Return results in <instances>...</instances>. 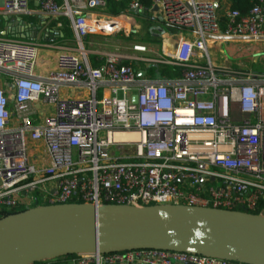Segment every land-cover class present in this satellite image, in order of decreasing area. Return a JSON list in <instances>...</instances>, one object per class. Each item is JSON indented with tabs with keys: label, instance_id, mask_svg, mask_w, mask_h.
Listing matches in <instances>:
<instances>
[{
	"label": "built area",
	"instance_id": "1",
	"mask_svg": "<svg viewBox=\"0 0 264 264\" xmlns=\"http://www.w3.org/2000/svg\"><path fill=\"white\" fill-rule=\"evenodd\" d=\"M30 1L0 0V14L41 13L58 27L67 17L77 46L61 48L55 70L42 76L40 42L0 36V217L36 202L257 208L264 197V73L245 62L239 69L214 64L208 41L264 40V0L246 16L228 9L223 27L221 0H153L149 19L138 16L147 10L140 0H129L115 23L107 0H40L36 11ZM145 27L161 32V54L142 40ZM118 32L141 39L91 66L84 38ZM134 63L158 73L178 67L181 75L141 77ZM65 85L88 95L62 96ZM137 263L242 264L159 249L68 262Z\"/></svg>",
	"mask_w": 264,
	"mask_h": 264
},
{
	"label": "water",
	"instance_id": "2",
	"mask_svg": "<svg viewBox=\"0 0 264 264\" xmlns=\"http://www.w3.org/2000/svg\"><path fill=\"white\" fill-rule=\"evenodd\" d=\"M29 29L37 31L19 16L14 26L2 33L22 32L21 38H27L31 36ZM143 75L138 72V76ZM132 101L137 102V94ZM135 249L264 264V215L188 205L140 208L113 203L36 202L33 207L0 217V264H36L66 255Z\"/></svg>",
	"mask_w": 264,
	"mask_h": 264
},
{
	"label": "crops",
	"instance_id": "3",
	"mask_svg": "<svg viewBox=\"0 0 264 264\" xmlns=\"http://www.w3.org/2000/svg\"><path fill=\"white\" fill-rule=\"evenodd\" d=\"M215 1V0H213ZM221 8H223V12L225 13L228 9H229V3L227 2V0H221ZM30 6L33 9V11L38 10L39 6H40V0H31L30 1ZM39 21L36 25H32V26H36V30L38 31H33L31 29H29L30 31V35L27 38H33L34 41L37 40V42H40L41 47H40V52H39V59H38V64H37V69H36V73L42 75V76H47L51 71L55 70L56 68V57L58 52L60 51L61 48H65L67 47H72L69 46L70 43H67V41H72L71 44H75L76 42V33L74 28L73 29V38H67V39H62L60 41L57 42H53V43H45V42H41V38L42 35H47V30H48V26L50 23V19L41 13H37L36 14ZM8 16V17H6ZM17 15H7V14H0V29H2L0 31L1 34L2 31H6V30H10L14 24L17 22L18 20ZM23 18V17H22ZM24 20V19H23ZM25 21V20H24ZM25 23H28L25 21ZM146 31L149 30L151 28H144ZM154 33L153 37L158 38L160 41H148L149 42V46L152 50V52H155L156 50L159 51V54L162 53L163 50V42H164V38L161 35V32L158 31L157 29H151ZM21 36L22 32L17 33ZM63 35V34H61ZM89 36H86L83 40V45L86 48V50L89 53V63L91 66L97 67L98 65H93L94 62L91 61L90 56L91 55H99L101 57L105 56V53L107 52H102L100 47L97 46L94 42L89 41ZM94 36V35H92ZM26 38V39H27ZM25 39V38H24ZM145 39V38H144ZM146 41V42H147ZM174 42V41H173ZM254 43V45H246L248 43ZM158 45V48H153L154 45ZM173 44V43H172ZM257 48H259V50L261 49V51L264 50V40H248V39H243V38H230V39H222V38H216V40H209L208 41V50L211 56V61L214 64H226L229 65L232 68L235 69H239L242 65V62H245L247 64L250 65V63L255 62L256 56H255V52H257ZM263 48V50H262ZM148 53L146 54L148 55H152L153 53ZM262 55H264V51L262 52ZM264 57V56H262ZM102 59V58H100ZM96 60V63L102 62L101 60ZM104 62V59H103ZM102 62V63H103ZM100 64V63H99ZM147 67L148 65L143 64L142 67H138L137 70L139 69V71L144 70V77H149V78H156L155 76L161 73L156 72V68L155 67H148L152 68L154 70V73L151 75V73H147ZM159 70V69H158ZM251 71H253L252 69H249ZM142 72V71H141ZM256 72V71H254ZM141 76V77H143ZM159 78V77H158ZM162 78H166V77H162ZM60 94L62 96H72V97H77V96H85L88 95V91L82 87H77V86H69V85H65L62 86L60 89ZM42 147V145H41ZM69 260H53L51 262H49L48 264H68ZM138 264V263H137Z\"/></svg>",
	"mask_w": 264,
	"mask_h": 264
},
{
	"label": "trees",
	"instance_id": "4",
	"mask_svg": "<svg viewBox=\"0 0 264 264\" xmlns=\"http://www.w3.org/2000/svg\"><path fill=\"white\" fill-rule=\"evenodd\" d=\"M140 2L143 4V6L147 9L146 12L144 14H138V16L142 17V18H146L149 19V13H148V9L151 8L152 4H153V0H140ZM227 2L229 3V9H234V10H238L242 16H246L249 14V12L251 11V9L258 3H260V0H227ZM107 4H108V8H107V12L111 15H118L120 13H122L124 10H126V8L128 7L129 4V0H107ZM218 10H219V16H220V21H221V26L223 27L225 25V13L223 12V8H221V5H218ZM23 19L28 22L31 23V25H36L39 21L37 15H23L22 16ZM59 21L62 22V26L58 27L57 26V20L52 19L49 23L48 26V30H47V35H42V38L40 39L41 42H45V43H53V42H57L60 41L62 39H67V38H73V29L71 27L70 24V20L67 17H61L59 19ZM1 28V27H0ZM2 29H0L1 31ZM63 34V35H61ZM153 31L152 30H147L146 31V38H142V40H148V41H160L158 38L153 37ZM0 36H5L8 38H21V36L19 34H11L8 33L6 35H3L0 33ZM26 39V38H25ZM29 40H33V38H27ZM37 41V40H35ZM91 61L94 62L93 65H98L101 66L103 63V59L104 57H101L99 55H91L90 56ZM102 58V59H100ZM101 60L102 62H97L96 60ZM100 63V64H99ZM143 63H134L133 66L135 69H137L138 67H142ZM159 72L167 78H178L181 75V69L178 67H171V66H164L162 67V69L159 70ZM148 73L153 74L154 70L152 68L148 69ZM264 209V197L260 200L257 208L252 212L255 214H260L261 211ZM18 212L17 209H13L11 211H8V214L10 213H15ZM78 257L77 254L74 255H66V256H62L56 259H50V260H45L44 262H46L47 264L53 260H71L73 258Z\"/></svg>",
	"mask_w": 264,
	"mask_h": 264
},
{
	"label": "rangeland",
	"instance_id": "5",
	"mask_svg": "<svg viewBox=\"0 0 264 264\" xmlns=\"http://www.w3.org/2000/svg\"><path fill=\"white\" fill-rule=\"evenodd\" d=\"M141 38L135 34L134 36H131V38H127L124 36L123 32H118L117 34L115 35H112V36H103V35H98V34H95L94 36H90L89 37V41H92L94 42L97 46L100 47L101 51L102 52H110V51H128L129 48L131 47V44L134 42V41H139ZM67 43H70L69 46H72V47H76L77 46V43L75 42V44H71L72 41H67ZM246 45H254V43H248ZM67 47V46H66ZM153 48H158V45H154ZM257 52H255V56H256V59H255V62H252L250 63L249 65V69H252L253 71H256V72H260V73H264V55H262V52L264 51L263 48L261 51V49L259 50V48H257ZM130 52V51H128ZM155 53H159L158 50L155 51ZM156 78H158L159 76L156 75L155 76ZM121 96V94L119 95Z\"/></svg>",
	"mask_w": 264,
	"mask_h": 264
}]
</instances>
